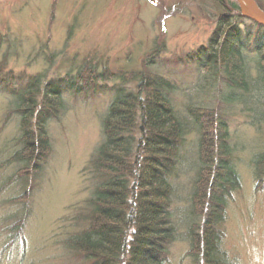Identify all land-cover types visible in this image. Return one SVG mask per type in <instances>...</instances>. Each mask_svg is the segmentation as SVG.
Masks as SVG:
<instances>
[{
    "label": "trees",
    "instance_id": "obj_1",
    "mask_svg": "<svg viewBox=\"0 0 264 264\" xmlns=\"http://www.w3.org/2000/svg\"><path fill=\"white\" fill-rule=\"evenodd\" d=\"M208 1L217 15L203 43L172 57L156 44L136 68L115 73L85 59L44 80L15 77L0 62V97L18 130L7 157L20 190L13 204L36 190L66 98L98 108L100 141L80 173L87 196L59 225L71 264H167L182 242L192 264H231L223 241L241 186L239 129L257 142L248 165L264 189V25L237 0ZM26 215L11 224L14 237Z\"/></svg>",
    "mask_w": 264,
    "mask_h": 264
},
{
    "label": "rangeland",
    "instance_id": "obj_2",
    "mask_svg": "<svg viewBox=\"0 0 264 264\" xmlns=\"http://www.w3.org/2000/svg\"><path fill=\"white\" fill-rule=\"evenodd\" d=\"M216 15L208 0H0V62L15 77L40 74L44 80L62 77L85 59L107 61L116 73L136 68L156 44L165 46L167 57L196 48ZM104 96H97L98 105ZM65 101L67 112L48 129L49 158L23 206L11 202L20 190L17 167L7 165L17 123L0 97V264H71L58 244L59 225L87 196L80 173L99 144L100 116L92 101ZM237 132L241 186L228 208L223 250L231 264H264V189L255 188L248 165L257 142L248 130ZM24 210L14 237L11 224ZM186 250L185 242L175 244L167 264H192Z\"/></svg>",
    "mask_w": 264,
    "mask_h": 264
},
{
    "label": "water",
    "instance_id": "obj_3",
    "mask_svg": "<svg viewBox=\"0 0 264 264\" xmlns=\"http://www.w3.org/2000/svg\"><path fill=\"white\" fill-rule=\"evenodd\" d=\"M239 3L241 4L242 10L244 6L250 18L264 25V13L259 9L254 0H239Z\"/></svg>",
    "mask_w": 264,
    "mask_h": 264
},
{
    "label": "bare ground",
    "instance_id": "obj_4",
    "mask_svg": "<svg viewBox=\"0 0 264 264\" xmlns=\"http://www.w3.org/2000/svg\"><path fill=\"white\" fill-rule=\"evenodd\" d=\"M243 10L245 11V8H244V6H243Z\"/></svg>",
    "mask_w": 264,
    "mask_h": 264
}]
</instances>
